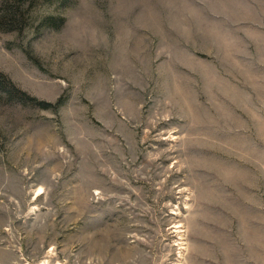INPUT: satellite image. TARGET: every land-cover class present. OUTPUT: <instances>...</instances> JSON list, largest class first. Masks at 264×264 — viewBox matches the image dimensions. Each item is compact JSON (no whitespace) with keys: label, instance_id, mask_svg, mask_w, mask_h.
Returning <instances> with one entry per match:
<instances>
[{"label":"rangeland","instance_id":"374dc122","mask_svg":"<svg viewBox=\"0 0 264 264\" xmlns=\"http://www.w3.org/2000/svg\"><path fill=\"white\" fill-rule=\"evenodd\" d=\"M0 264H264V0H0Z\"/></svg>","mask_w":264,"mask_h":264},{"label":"trees","instance_id":"16d2710c","mask_svg":"<svg viewBox=\"0 0 264 264\" xmlns=\"http://www.w3.org/2000/svg\"><path fill=\"white\" fill-rule=\"evenodd\" d=\"M61 24H62V20H59V23H55V21L50 20V19H49V21H47V25L52 26V27H55V28L60 27ZM1 84H2V83H1ZM1 89H2L4 92H6L9 96H11V97L13 96V93H12V91L10 90V88L7 89V88L3 85V86H1ZM18 91H19V90H18ZM21 93L23 94V96H26L25 98H31V97L27 96L25 93H23V92H21ZM21 93H20V94H21ZM32 100H34V99H32Z\"/></svg>","mask_w":264,"mask_h":264}]
</instances>
